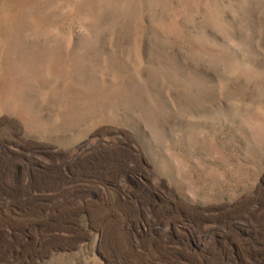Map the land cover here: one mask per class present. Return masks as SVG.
<instances>
[{
    "label": "rangeland",
    "instance_id": "obj_1",
    "mask_svg": "<svg viewBox=\"0 0 264 264\" xmlns=\"http://www.w3.org/2000/svg\"><path fill=\"white\" fill-rule=\"evenodd\" d=\"M0 264H264V0H0Z\"/></svg>",
    "mask_w": 264,
    "mask_h": 264
}]
</instances>
